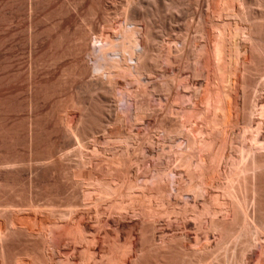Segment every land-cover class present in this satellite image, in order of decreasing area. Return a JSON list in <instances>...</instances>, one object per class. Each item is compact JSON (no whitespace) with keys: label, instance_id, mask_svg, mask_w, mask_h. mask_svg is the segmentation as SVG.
Segmentation results:
<instances>
[{"label":"bare ground","instance_id":"6f19581e","mask_svg":"<svg viewBox=\"0 0 264 264\" xmlns=\"http://www.w3.org/2000/svg\"><path fill=\"white\" fill-rule=\"evenodd\" d=\"M181 1L182 0H129L126 3V5L123 4L126 6L123 9L124 12L123 11L119 12L120 14H122L121 12L124 13V14H122V16H124V17L121 16L122 18H124V21H123V24L121 22L122 25L121 24L119 25L120 26L119 29L116 27L118 31L113 28V25H112L113 20L111 22L109 21L111 19V18L109 19V17H111L112 15L109 16L108 15L109 13L106 12L105 15H103L104 19H105V21H104L105 24L103 23V26H105L104 28L106 30H109V31L113 29L112 33H105V32L99 33L101 30L103 31V29L100 30V27H99L100 25L98 26L99 31L97 30L98 32L93 33L94 30L91 29V27L89 26V28L92 31L89 30V32H87L88 31L87 30L86 31L87 33L85 32L84 36H81L80 38H81V40L84 39L85 43L87 41H89L88 43L92 46V48L91 47H90L91 49L88 48L89 45L87 43V45L82 44L83 46L80 45L78 47V49H76V47H77L76 46L77 43H76L75 49L80 54V56L82 55L81 56L82 58H80V59L84 60V58H85V60L87 62H85V61H83V62L87 63L88 66L90 67L91 75L93 74L95 77H97L100 80V83H98L97 85L101 84V82H102L103 84L107 85V87L110 89L113 88V90L115 89L116 91H118L117 89L119 88L120 96H121V94H124L125 92L130 93V91L127 89L126 86H125L126 88L123 86L124 84L123 85L120 84L118 82V80L121 77V79L123 81L125 80V82H126L128 79H123L122 77H124V78H128V77L130 78L131 77V79L132 78L133 79H132V81H131V79H129V81L133 82V80H134L135 82H138L139 84H141V85H139V88L142 87V85L144 84V90H139V93H140V91H144V93L142 92L143 93L142 97L145 98L144 102H141L143 100L141 98L142 93L138 94V95H140V97L136 94H134L135 96L131 97V94H133L134 91L135 92L138 91V90H132L131 89L133 92L131 94H128L129 95L128 99H127V97H126L127 95H126L125 100L123 99V101H128V102L130 101L132 103V105L133 104L135 105V106H133L134 108L136 107V109L133 108L135 110V111L133 110L134 114L132 113V111L130 112V109L128 108L127 110H129V111H127V113L129 112L128 113L129 115L127 117V115H126L127 113L125 114L124 109L119 108L121 110V111H119L118 105L115 103V105H113V107L116 106L115 108L117 109V111L114 110L116 112L115 113L116 115H115V118L113 117L114 118V120H113L110 118V115L111 114L113 115L114 111L111 113V111H112L111 107L112 106H110L108 104V103L111 104V102H109V100L107 99L108 98L107 96L112 94L111 93L112 90H111V92H109L110 89H108L109 90L108 92L106 91L107 94L110 93L109 95L101 96V99H103L102 97H106V99H107V100L105 99L106 103H105V101H104V103H102L101 102L102 100L101 101L99 100L100 97L98 98V97H96L95 94H93L95 92L89 91L92 87L90 89H88L86 87V89H88L87 96H85L84 100L80 99L81 100L80 104H82L83 106L80 105L79 103L78 104L80 106L77 105L78 107H81V106L84 107V108H82L83 112L82 113L80 112L81 115H80V119H79L80 123L82 124L81 127L83 129L79 126L81 129L78 131L76 130L77 132L74 131V133H77V134L80 131L81 135L80 134L79 135L82 136L83 138L80 137L79 135L73 133L74 134L73 137H75V135H76L77 138L78 137L82 138L81 144L78 140V142L80 144V145L78 144L79 147L84 146V139H85V141L88 138L90 140L91 136H92L91 139H93V135L98 133L99 131H101V132L104 131V133L106 134V132L108 131L107 126L109 127L110 125H112V124H110L111 120H113V122H116L117 123L116 125H118L119 123L120 124L122 123V125H123V123L126 122L125 121L126 120L125 115H126V118H129L132 120L134 117V119H133L134 122L141 123L140 121H143V117H146V119H147V118H149V117L151 118L152 116H155V115L159 116V115L163 114V117H160V118L158 117V119L162 118V121L164 120L163 121L164 124L163 123L161 124V122H162L161 120H160L161 122L159 121L160 124L158 126H160L161 128L158 130L159 132H157L159 134L158 136L162 137L161 140H163V142H158L157 140H159V138L156 140V136L154 138H152V137L148 138V136H146L147 137V139L145 138L146 141H144V139L143 140L141 139L142 140L141 142L142 143L146 142L145 144H147V146L149 145L150 146L149 149H151L150 150L151 152L149 153V155H147V157L144 156V153L147 150L146 151L144 150V153H142L144 158L145 157L148 158V156L153 158L155 161L154 162L155 165L158 166L157 167L154 165L155 166L154 168H148V165L145 162L146 159H144L145 161H143V162H145L147 167L140 164V163H143L142 161L140 163H137L135 160L136 157L131 158L129 156V155L134 154V152H135L133 150L134 152L130 154V149H132V146L130 147V144H131V142H134L136 140L131 141V139L133 138V137L131 138L133 133L132 134L129 133V136L127 135L128 133H125L127 135V138H126V136H124L126 138V140H123L125 142H121V143H123L124 145H126L125 143H127V147L125 148L126 152L125 151L123 152L122 149H120V152L116 153L117 154L116 156H119L120 153L122 154L121 156L128 155V156H126V157H128L126 160H128L130 157L134 164H132L131 166L129 165V164H131V163H129V161H131V159L128 161H125V163L126 162L129 163L128 165L130 167L126 166L127 167L126 168L125 167V165L127 164L126 163L124 165L125 169L122 168V170H121V168L118 169L119 168L118 167L117 168L118 170L115 169V171H110L111 173H108L109 175L107 174V178L104 177L102 179H94V177H92L93 176L92 175L91 177L93 179L90 178V176H87V178H89L88 180L85 178L87 181L83 180L81 178H80L81 180H74L75 182H72V183L77 184L80 187L81 186L85 187L86 185L90 186V188L87 187L88 188L87 191H85L86 190L85 188H84L85 190L83 189L84 193L82 196H84L83 197L84 200L82 199V201H80L79 199H77L80 201V203L76 202V204H75V202H73V203L70 202L71 201L70 200L69 201L70 204L64 205V206L68 205L67 206L68 208L64 211H60V210L58 211V209H60V208L57 207V211L52 212L55 214V215L54 214L53 215H54V217H56L55 218L56 221L49 223V225L46 224L48 226V228H47L48 229V232H47L48 235L47 234L46 235L51 238V239L49 238L50 242H52V243L55 242V245L58 246V247H56L53 243L54 248L59 249V252H58L59 255L64 254V256H61V258L58 256L60 258V259L57 258L59 261H57L56 258L52 259V258L48 257L46 259L45 255H44L45 253L43 252L44 249H42V252H40L41 254L38 252V251H40L38 249L36 254H34V256L36 255V256H38V258H35L36 256L35 257L31 256L34 258V260L36 259V261L33 260L35 263L31 262L32 264H36V262L38 260L39 261L37 262V264H264V244H263L264 243V97H263L264 94H263V92L261 94L259 93L260 91H264V0H196V2H195L196 8H197L196 11H197V14L199 16V21H200V23L198 22L199 27L197 25H196L197 27H195V28H197V33L199 36L198 37L199 39L195 38L196 39L195 42L198 41V44H194V42L192 43L193 37L191 38L192 39L191 41L188 40V35L190 36V34L185 32V30H183V31L186 33L185 34L186 37L184 36L183 38H181V40L183 39V41H181V44H179L180 42L178 43L179 40L177 38L179 36L177 37V35H178V32L180 31V23H178V21L180 22L179 19L182 16L185 17L184 13L182 11L183 8L182 9L180 8L181 7V5H180ZM181 3H183V2H181ZM134 8L138 9L137 13L135 12L136 10H134L135 13H133L132 9H134ZM105 9H106V7L103 8V10H105ZM68 11H67V13H68ZM98 11H99V9H98ZM186 11H188V10H186ZM70 12L72 13V11H70ZM114 12H115V10H114ZM170 12H173V15H174V18L172 20H175V21H173L174 23H172V24H170L168 22V15ZM119 13H116L117 14L116 16H118ZM89 15H90V13H89ZM185 15H186V13H185ZM91 16H93V14ZM186 16L188 17V14ZM112 18H113V16H112ZM92 19L95 20L94 18H92ZM89 20H91V19H89ZM183 20H182V22H183ZM189 20H190V18H189ZM156 21H158L159 22L158 25L160 24L161 26H160V30L157 32L156 36H153L155 34L152 35V33H153L152 29L155 26L154 24L156 23ZM88 24H89V22H88ZM89 25L92 26V23ZM101 25H102V23H101ZM156 26H157V23H156ZM186 26L190 27V25H186ZM94 28H95V26H94ZM186 28L187 27H185L184 29H186ZM189 31H190V28H189ZM179 34H182V32H179ZM66 35H67V33H66ZM64 36H65V34H64ZM195 36H197V35H195ZM58 37H60V36H58ZM68 38H69V36H68ZM63 39H64V37H63ZM77 41L81 42L80 40H77ZM189 41H190V43H189ZM70 44H68V45H70ZM62 45H63V43H62ZM74 51H72V52H74ZM76 51H75V54H76ZM68 54H71V53H68ZM73 55H74V53H73ZM185 55L188 56L187 59L190 61L189 62L190 64L188 63L189 66L180 65V62H183V60L181 61V58L184 59ZM77 56H78V54H77ZM62 57H63V55H62ZM69 57H71V56H69ZM78 59L79 58H77V60ZM181 64H183V63H181ZM180 66L184 67V69L181 68ZM73 67H74V65H73ZM78 67H80V66H78ZM83 67L86 68L87 66H83ZM186 67H187V69H185ZM86 69H85V71H87ZM67 70H65V71H67ZM88 70H89V68H88ZM68 72H69V70H68ZM80 72H81V70H80ZM84 73H86V72H84ZM73 74H74V71H73ZM64 75H66V74H64ZM83 76H84V74H83ZM94 76H93V78H94ZM125 76H127V77H125ZM259 76H261L262 80L259 79L260 78ZM90 77H92V76H90ZM257 77H259V78H257ZM97 78L95 79L96 81H97ZM159 78L160 79L163 78L165 80L164 81L162 79L161 81H164V82H160V84L163 83V84H161L162 86L159 85V87H161L163 92L160 91L161 90L160 88H159L160 90L158 89V84L154 85V83H153V81L158 82L159 80H157V79H159ZM65 79H67V78L65 77ZM142 79H146L148 83H151V84L153 83L152 84L153 86L150 84L149 85L150 87H149L147 85L148 83L145 84V82H142ZM196 79L198 80V83H196V85H195L193 82ZM76 81L78 82V80H76ZM83 81H85V80H83ZM97 82H99V81H97ZM87 83H90V82H87ZM91 83H93V82H91ZM73 85H74V83H73ZM89 85L92 86V84H89ZM125 85H127V84L125 83ZM128 85H129L128 86L129 89L133 88V87H131V83ZM101 86H100V88L102 90ZM132 86H133V84H132ZM156 86H157V88H156ZM124 88H125V90L126 89L127 90L125 92L123 91L124 93H121L122 89H124ZM137 88H138V86H137ZM150 88H151V90H150ZM250 89L252 92L250 94H247L246 91L250 90ZM115 90H114V92H115ZM84 91H86V90L84 89ZM94 91H95V89H94ZM237 91H241V94L243 93V95H244V97H243L244 100H243L242 105H241V110L243 111V113L242 114L240 113L241 116L238 117L239 120L237 119L239 121V124L236 120L237 123L234 122V125H233L232 124L233 121L231 119V116H233V115H231L232 111H231V106H230V99H231L230 97H231V94H233L234 92H237ZM98 92H101V91L98 90ZM247 92L249 93V91H247ZM262 94H263V96H262ZM99 95H101V94H99ZM113 95H114V93L112 94V96ZM112 96L109 98L110 99L111 98L116 99V98H113L114 96L113 97ZM117 96L118 95H116L115 97H117ZM162 96L165 98L164 99L165 101L163 100ZM119 98H117L116 100L118 101ZM122 98H124V97L121 96V99L118 102L121 103ZM154 98H156L158 100L157 102H159V104L162 107L165 106V107H163V112L165 111L164 112L165 114L163 112H161L162 107L159 110H157V109L152 108L150 106L151 103L149 104V102H150V100H152ZM75 101H78V100L76 99ZM75 103H77V102H75ZM120 103H119V105H120ZM71 105L73 106V104H71ZM132 105H129V106H132ZM74 106H75V104H74ZM60 107H61V104L59 105L58 109H60ZM63 107H65V109H66V106L63 105ZM65 109H63V110H65ZM77 109H80V108H77ZM82 109H80V110L82 111ZM80 110H78V111H80ZM166 110H167V112H166ZM237 110H238V108H237ZM239 111H240V109H239ZM55 113L60 114L59 111H57ZM130 113H132L133 115L132 114L130 115ZM176 113H178V115ZM120 114H122V115H120ZM234 114H236V113H234ZM240 114H238V115H240ZM175 115H177V116H175ZM63 116H66V115H63ZM67 117H70V116H67ZM256 117L259 119V122H257L258 123L257 124V123H255L256 122L255 121L254 122L255 125H253V121ZM72 118H71V120H72ZM173 118L174 119L176 118L177 120L175 119L176 121L173 122L174 121ZM94 119H96L95 125L93 123L95 121ZM129 119L127 121L131 122V120H129ZM171 119H173V120L171 121ZM167 120L172 122L171 126L170 125L169 126L166 125L167 127L165 126L166 123L170 124L169 122H165ZM241 120L245 124V127L242 124L244 133L243 134L241 133V136L243 135L242 137L240 135L237 136V137L240 136L239 138L241 139V141L238 138V140L237 141L235 140L236 141L235 142L234 141L235 138H233V139L231 138V135H232L231 134L232 133L231 127L235 126L237 128V125H240ZM66 121H68V120H66ZM73 122H71V123H73ZM153 122H155V121H153ZM198 122L203 123L204 127L203 128L201 127L202 128L201 130H197L195 132L194 126L196 125V123L198 124ZM57 124H59V123H57ZM126 124H127V122H126ZM66 126H68V125H66ZM128 126H130V125H128ZM62 128H64V127H62ZM72 128H73V126H72ZM144 128H146V127H144ZM111 130L114 131L113 128ZM138 130H139V128H138ZM145 130H147V129H145ZM70 131H72V130H70ZM111 133H110V135H112ZM239 133H237V134H239ZM147 134H148V132H147ZM107 135H109V134H107ZM123 135L121 134V137ZM136 135H138V134H135V136L133 135L134 138L136 137ZM139 135H141V134H139ZM69 136H70V134H69ZM71 136H72V134H71ZM103 136H101V137H103ZM69 138H68V141H69ZM96 140H97V138H96ZM129 140H130V142H129ZM73 141H75V140H73ZM88 141H86V142H88ZM115 141H113V142L115 143ZM76 142H77V140H76ZM94 142L95 141H93L92 143H94ZM110 142H112V141H110ZM137 142H138L137 143L138 145H141L139 147H142V144L139 143L140 142L139 137L137 138ZM66 143H67V139H66V142L64 144H66ZM112 143H110V144H112ZM118 143H115V144H118ZM239 143H240V146H239ZM134 144H135V142H134ZM98 146H99V144H98ZM103 146H105V145H103ZM55 147L53 149H55ZM68 147H72L71 144ZM79 147L77 146V148H79ZM85 147L86 146L82 147L83 150L80 148L79 149L84 152V150L86 149ZM108 147H109V145H108ZM77 148L75 150H78ZM115 148H117V147H115ZM234 148H235V150H234L235 153H232V152H234L233 151ZM136 149H138V148H136ZM176 149H178V151L180 150V152L176 151ZM51 150H49V151H51ZM73 151H74V149H73ZM93 151L97 152L96 148ZM105 151H106V149H105ZM117 151H119V150H117ZM138 151H139V149H138ZM67 152H65V153H67ZM139 152H142V151H139ZM40 153H42V152H40ZM54 153H53V156H54ZM70 153H72V152H70ZM89 153H90V151H89ZM93 153L94 152H92L91 155L95 154V153L94 154ZM79 154L81 155V156L77 157L79 159V161H78L79 165L76 163V161H74V163H75V165L76 164L78 165V169L81 171L82 170L81 168H85V166L87 167L86 164L91 160L88 161L87 158L85 157L84 153H83L84 155L81 152H79ZM86 154H88V153H86ZM113 154H115V150H114ZM42 155H44V154H42ZM69 155H71V154H69V152H68V155H66V157H68ZM76 155H78V154H76ZM98 155L101 156L102 153L98 154ZM103 155H105V154H103ZM167 155L169 156L168 159L171 160L172 162L169 161V162H171L170 165L167 164L168 166L166 165L167 167L166 166L164 167L163 163H161V162H162V159L165 158V156L167 157ZM48 156L49 155H47V157ZM63 156H65V155H63ZM73 156H75V155H73ZM116 156L114 155V157H116ZM121 156H120V158H121ZM138 156H140V155L138 154ZM39 157H38V160L40 161ZM50 157H49V159H50ZM61 157H59V159ZM104 157H106V155L103 156V158ZM89 158L90 157H88V159ZM93 158L98 159L97 156H93ZM118 158H117V161H118ZM42 159H44V158H42ZM115 159L110 158L111 161L115 160ZM121 159H119V160H121ZM139 159H140V157H139ZM62 160H63V158H62ZM69 160H71V159H69ZM122 161H123V159H122ZM137 161H138V158H137ZM68 162L66 161L65 163H68ZM103 163L105 164V163H107V161H105ZM63 164H64V162H63ZM90 164H92V163L90 162ZM113 164H115V163H113ZM122 164H123V162H122ZM6 165H8V164H6ZM30 165H32V164L30 163ZM50 165H51V163H50ZM54 165H56V164H54ZM88 165H89V163H88ZM101 165H102V163H101ZM118 165H121V164H118ZM140 165H142V166H140ZM34 166H35V164H34ZM45 166L47 167L46 164H45ZM64 166L68 167V165H66V164ZM115 166H117V165H115ZM177 167L184 168L183 174H184V176L187 177L188 183L187 182L186 183H187V187H189L188 188L189 191L187 189H185V190L188 191L189 194H191V195L193 194L192 195L193 201H192V203H190L191 201H189V200L187 202L185 201V203L183 202V205H182L183 208H182V206H179V208L180 207L181 208L177 209V210L173 206V209L174 208L175 209L170 210V212L168 210V212H167V210H166L167 204H164V203L169 204L168 200H167V202H164L162 204L159 197L162 198L163 197L162 195L164 194L163 193L164 190H161V189L165 188V191H167L166 190V189H168L167 187H169L170 185H171V187L174 185L177 186L178 181L181 182L180 180L184 179V178L178 176V175H182V174L178 173L175 170V168H177ZM56 168H54L55 172H56ZM61 168L64 169L63 167H61ZM71 168H70V170H71ZM224 168L226 171L224 170ZM38 169H40V168H38ZM107 169L111 170L110 168H107ZM50 170H51V168H50ZM74 170H77V167L74 168ZM87 170H89V169H87ZM80 171H78V172H80ZM84 171H86V170H84ZM95 171H97L96 168H95ZM47 172H48V170H47ZM62 172H63V170H62ZM81 173H82V171H81ZM104 174L106 175V173H104ZM61 175H58V177ZM64 176H65V174H64ZM72 178H73V176H72ZM178 178H182V179L178 180ZM73 179H76V178L74 177ZM73 179H72V181H73ZM195 180H198L197 181L198 183L195 182L196 183L195 184L194 183ZM68 181H69V179H68ZM68 181H66V182H68ZM70 183H71V181H70ZM186 183L184 182V185H186ZM59 184H60V182H59ZM66 184H68V183H66ZM71 184H70V187H73ZM54 185L56 186V183ZM175 186L173 188H175ZM179 186H183V185H178V187ZM171 187H169V188H171ZM78 189H80V188L78 187ZM159 190L163 191V192H160ZM156 191H159L158 193H160L161 196H160V194H156ZM172 191H174V190H172ZM176 191L178 193V189ZM77 192L80 193L79 190ZM154 193L156 195H158V197L156 195H154ZM183 193H185V191H183ZM179 194H180V192H179ZM139 195L142 197V199L144 198L145 200L147 199V201H149V203L146 206L150 205V207L148 206L150 211L154 208L152 206V200L154 203V196H156L157 199H159L158 201L155 200V202L157 201L156 204L157 205L160 204L161 206L159 205V207L161 209L166 210V211L164 210V212H163V213L166 212V219L169 222L173 221V220H177V221L181 220L183 222V224L185 225V227H186V225L193 226L195 228L194 229L195 231L193 230V232H195V233L198 232V233H196L197 236L195 234L196 238L194 240H192L191 238H189V236L184 237L182 239H179V240H181V242L183 241L184 243L182 242L183 244L182 243L179 244L176 236H175L176 237L175 240L174 239L171 240L172 238L169 239V237H167V233H163V232L161 233V232L157 231V229H156L157 224L156 223L158 221H156V220H158V219H154L153 217L155 214L156 216L158 215L157 218H159V214L162 212V210L159 211V209H157V211L160 212V213L158 212L159 214L157 213V211L156 212L154 211L156 209H154L151 212H149V211L147 212V210H149V209L145 210V208H144L145 204H143V202H145V201L142 202V199H139L142 202V203L140 202L141 203V205H140V203L138 204V201H139L138 199L136 200L137 202H135V200H134L135 196L137 198H140ZM51 196H53V195H51ZM94 196L98 200H100L101 203L103 201L105 203H108V201H109L111 203V206L113 207V209L111 210L112 207L110 206L111 207L110 208L109 207L110 204L108 205L109 209L111 210L110 213H113L112 211H114L115 212L114 214H117L118 216H122L125 213L128 214L129 211H131V210L127 209L126 208L127 205H125L128 201L130 202V204L131 203L132 204L137 203L140 206V207L138 206L139 210L136 209V211L140 212V219H138L139 214H136L138 216H137V219H135V220L133 219L135 221V222L132 221L133 224H127L126 221L128 219L127 218L125 219L124 216H122L120 219H116V220H118V222L116 220L114 221V222H117V225H118L117 228L119 227L120 229H122V231L124 228L126 229L128 227L133 228V229L131 228L130 230H128V232H130V231L134 232L136 230H137L136 232L142 231L141 234L139 233V236H141V238H140L141 242L139 240V242H140L139 247L136 248L133 244L130 247H128V243L131 240H129V241L127 240L128 242L126 241L127 245H125V246L128 248L124 247V244H123V247H124L123 248L122 244H121L122 242L119 243L118 246L114 245V242L117 243V241H114L113 243H111L110 247L107 250H105L106 248L104 249V247L101 248L102 245H100V243H102L103 241H106V239L109 238L107 233L104 234V238H103V236L101 237L100 233L96 232L98 229H96V231H94L95 228L92 229L95 225L94 223H93L94 225L90 228V226L87 225L88 223L86 224V221H85L86 219L82 217L83 215L82 216L78 215L81 212V207H84L83 209L86 210L87 209L86 207L88 205H90V204L87 205V203L84 201H86V200L88 201V199L91 200V198H94ZM181 196L182 195H180V197ZM74 197L77 198L76 195ZM208 197L210 199L209 202L207 201ZM64 198H67V197H64ZM126 198H127V201H126ZM51 199H53V198H51ZM51 199H50V201H53ZM60 199H62V198H59V200ZM124 199H125V201H124ZM174 199L177 200L176 198H174ZM181 199H182V197H181ZM56 200L59 201L58 199H56ZM65 200L68 201V199H65ZM96 200H94V202ZM184 200H186V199H184ZM133 201H134V203H133ZM124 202H126V203H124ZM53 203H50L53 205L52 208H54V205H56L55 203L54 204ZM62 203H64V202H62ZM62 203L60 204V206L62 205ZM88 203H90V202H88ZM113 203L116 205H114ZM31 204H33V203H31ZM50 204L46 203V205H50ZM127 204H129V203H127ZM130 204H129V206H130ZM156 204H154V206ZM162 205H166V208ZM172 205L169 204V206H172ZM200 205H202V206L200 207ZM57 206H59V205H57ZM97 206H99V205H97ZM115 206L117 208V211H115L116 210V208H114ZM30 207H31V205H30ZM32 207H33V205H32ZM155 207L159 208L157 206H155ZM177 208H178V206H177ZM189 208H191V211ZM63 209H61V210H63ZM90 209H92L91 206H90ZM126 209L129 210V211H127L128 213L126 212ZM168 209H169V207H168ZM188 209L192 213L189 214ZM32 210H33V208H32ZM48 210H50V209H48ZM108 210H107V212H108ZM132 210H133V208H132ZM4 211H6V210H4ZM37 211L38 210H36L35 212H37ZM92 211L94 212V210H92ZM101 211H103V210L101 209ZM133 211L135 212V208ZM83 212L86 213V215H87V211L86 212L83 211ZM83 212H82V214H83ZM90 212H89V214H90ZM96 212H94V214ZM172 212H173V214H171ZM135 213H137V212H135ZM151 213H152V215H151ZM44 214H46V212H44ZM96 214L101 215V214H103V212L102 213L97 212ZM108 214H109V212H108ZM163 215H165V214H163ZM163 215L160 216L161 221L164 219L162 217ZM101 216H103V215H101ZM101 216L97 217V218H100V219H97L98 221L102 220ZM125 216L127 217V215H125ZM129 216H131V215H129ZM145 216L147 218L149 217L148 222L144 221V220H147V218L144 219ZM132 217L136 218L135 214L133 216H131L130 218L129 217L128 218L131 219ZM150 217H152V218L150 219ZM107 218L109 221L110 216L108 215ZM44 219H45V217H44ZM46 219H47V217H46ZM90 220H91V218H90ZM97 220H96V222H98ZM34 221H36V219ZM168 221H166V222H168ZM177 221H176V223H177ZM103 222H104V220H103ZM105 222H107V221H105ZM130 222H128V223H130ZM41 223H39V224H41ZM171 223L172 222H170L169 224H171ZM179 223H180V221H179ZM36 224H37V222H36ZM100 224H101V222H100ZM100 224H98V225H100ZM105 224H106L105 227H103L104 229L101 228L104 230V231H102L103 233L106 232L108 229V227H107V229H105L108 222ZM46 225H44V226H46ZM73 225L74 226L77 225L76 229L73 227H72L73 228L72 229L70 227ZM159 226H160V222H159ZM101 227H102V225H101ZM180 228L178 229V231L181 230ZM109 229H110V227H109ZM120 229H119V231H120ZM160 229H163V227H161ZM166 229H168V228L166 227ZM171 229L172 228H170V230ZM42 230H44V229H42ZM99 230H100V227H99ZM184 231H185V229H184ZM43 232L46 233L45 231H43ZM117 232H116V234H117ZM136 232H134L133 235ZM189 232H191V231H189ZM159 233H161L160 236L158 235ZM122 234H123V232H122ZM128 234H127L128 237H130L132 235V233L130 234V236ZM179 234H181V233H179ZM39 235H41V234H39ZM46 235H44V236H46ZM189 235H191V234H189ZM69 236L73 238V241L76 242L77 245L79 244L80 246L75 245L74 242L72 243L74 245H72L71 244L72 240L70 238V240L68 239L67 241H68V243L70 241L69 244L72 245V248L68 249L67 247H65L66 249L65 248L61 249L60 245L66 244V243H64V242H66L64 239L66 237H69ZM48 237H46L47 240L45 238L46 241H49ZM120 237H122V236H120ZM132 237H130V238H132ZM38 238H36V239H38ZM117 239L119 241L122 238L118 237ZM133 239L134 238H132V240ZM63 240H64V242L62 243ZM41 243L42 242H40V245H41ZM131 243H133V242L131 241ZM259 244L261 247H260V249L257 250L256 245H259ZM47 245L45 244L44 246H47ZM70 246H68V247H70ZM99 247L101 248V250ZM106 247H108V246H106ZM255 247H256V249H255ZM35 248H34V250H36ZM42 248H43V246H42ZM54 248H53V250H54ZM32 249H33V246H32ZM254 249L257 251V253H256L257 256H256V259H254L255 262L252 263L253 260L250 257V255H252V251ZM28 250H27V252H28ZM23 252H25V251H23ZM30 252H32V251H30ZM47 252L49 253L50 251H47ZM53 252H55V251H53ZM53 252L50 255L55 257L56 252L55 253H53ZM38 254L40 255V257ZM20 256H18V257L20 258ZM22 256H24V255H22ZM46 257H47V255H46ZM62 257H63V259H62ZM54 259H56L57 262H55ZM14 260H16V259H14ZM30 260H31V258H30Z\"/></svg>","mask_w":264,"mask_h":264},{"label":"rangeland","instance_id":"374dc122","mask_svg":"<svg viewBox=\"0 0 264 264\" xmlns=\"http://www.w3.org/2000/svg\"><path fill=\"white\" fill-rule=\"evenodd\" d=\"M129 0H0V264H32V263H35L34 261H36V259L34 260V258L33 257H35L34 256V254H36V252L38 251V249L40 250V251H38L39 253L40 252H42V249H44L43 250V252L45 253L44 255H45V258L47 259L48 257L49 258H58V259H60L61 258V256H64V254H60L59 255V249L58 248H54V245H55V242H53L54 243V245H53V243L52 242H50V240H49V238L50 237H48L47 235H48V226L47 225H49V223H51V222H55L56 220H55V218L56 217H54V213H52L53 211H57V207L58 208H60V209H58V211L60 210V211H64V210H66L68 207V205L67 206H64L65 204H70V202H75V204H76V202L77 203H80V201H82V199H83V197L84 196H82L83 195V193H84V191H83V189L85 190V191H87L88 190V188L87 187H89L90 188V186H87L86 184V186L84 187H80V186H78L77 184H73L72 182H75L74 180H81V179H83V180H88L89 178H87V176H90V178H92V177H94V179H102V178H107V174L108 173H111L110 171H115V169H117L118 167V169H120L121 168V170H122V168L123 169H125L124 168V165L127 163H125V161H128V160H130L131 158H133V157H136L135 158V160H136V162L137 163H140L141 161L143 162V161H145L144 159H146V164L148 165V168H154L155 166H157V165H155V161H154V159L153 158H151V157H149L148 156V158H146L147 157V155H149V153L151 152L150 150L151 149H149L150 148V146L148 147L147 146V144H145L144 142L142 143L141 141L144 139V141H146V139H147V137L146 136H148V138H154L155 136H156V140L159 138V140H157L158 142H163V140H161L162 139V137L161 136H158L159 134L157 133V132H159L158 130L161 128L160 126H158L159 124H160V122L162 121V118L161 119H158V117L160 118V117H163V114H161V115H159V116H152L151 118L149 117V118H147L146 119V117H143V121H140L141 123H138V122H134V117H133V121L131 120V119H129V118H126V115H127V117H128V113H127V111H129V110H127L128 108L130 109V112L132 111V113L135 111L134 109H136V107L134 108L133 106H135L134 104L132 105V103L129 101H123V99L125 100V96L127 97V99L129 98V95L128 94H131L133 91L132 90H138V91H134L133 92V94H131V97L132 96H135L134 94H136V95H138V94H141L142 92L144 93V91H140V93H139V90H144V84L142 85V87H140L139 88V85H141V84H139L138 82H135L134 80H133V82H131L132 81V79H131V77L129 78H124V77H122L123 79H128L126 82H125V80L123 81L122 79H121V77H120V81L118 80V82L120 83V84H124L123 86L125 87H127V89L130 91V93H126L125 91L127 90H125V88L124 89H122V91H121V93H124V94H121V96L122 97H124V98H122V101H121V103L120 102H118L120 99H121V96H120V90H119V88L117 89L118 91H116L115 89V92H114V90H113V88L112 89H110V88H108L107 87V85H105V84H103L102 82H101V84H99V85H97L98 83H100V80L97 78V77H95L93 74L91 75V70H90V67L88 66V64L87 63H85V62H87L86 60H85V58H84V60L83 59H80V58H82L81 56H80V54L76 51V49H78V47L81 45V46H83L82 44H85V45H87V43L89 42V41H87L86 43L84 42V39H82L81 40V36H84V33L87 31V32H89V30H91V29H93L94 31H93V33L94 32H98L99 30V27H100V30L101 29H103V31L101 30L99 33H101V32H105V33H112V30H106L104 27L105 26H103V23H104V21H105V19H104V16L103 15H105V13L107 12V13H109L108 15L109 16H113V18H112V16L111 17H109V21L111 22L112 20V25H113V28L114 29H116L117 30V28L119 29V25L121 24V22H122V24H123V21H124V18H122V17H124V16H122V14H124L123 12H124V8L126 7L125 5H126V3L128 2ZM186 1V2H185ZM181 2H183V3H181ZM180 2V5H181V9H182V11H183V13H184V16L185 17H181L179 20H180V22L178 21V23H180V31L179 32H182V34H179V32H178V35H177V39L179 40L178 41V43L179 44H181V41H183V39L181 40V38H183L184 36L186 37V33L185 32H187L188 34H190V36L188 35V40H192V43L194 42V44H198V41L197 42H195L196 41V39L195 38H198L199 36H198V33H197V28H195V27H199V23H200V21H199V16H198V14H197V8H196V4H195V2H196V0H182ZM101 3V4H100ZM123 4H125V5H123ZM183 4V5H182ZM186 4V5H185ZM93 5V6H92ZM100 5V6H99ZM102 5V6H101ZM106 5V6H105ZM71 6V7H70ZM124 6V7H123ZM100 7V8H99ZM106 7V9L105 10H103V8H105ZM108 7V8H107ZM75 8V9H74ZM96 8V9H95ZM99 9V11H98V9ZM137 8V7H136ZM136 8H134V9H132V11H133V13H137V10L138 9H136ZM74 11H73V10ZM120 9V10H119ZM69 10V11H68ZM76 10V11H75ZM97 10V11H96ZM103 10V11H102ZM110 10V11H109ZM114 10H115V12H114ZM119 10V11H118ZM134 10H136L135 12H134ZM186 10H188V11H186ZM66 11V12H65ZM67 11H68V13H67ZM70 11H72V13L70 12ZM95 11V12H94ZM105 11V12H104ZM117 11V12H116ZM120 11H123V12H121L122 14H120L119 12ZM195 12V13H194ZM64 13V14H63ZM66 13V14H65ZM89 13H90V15H89ZM93 14V16H91L92 14ZM114 13V14H113ZM116 13H119L118 14V16H116L117 14ZM185 13H186V15L188 14V17L185 15ZM190 14V15H189ZM195 14V15H194ZM107 15V14H106ZM115 15V16H114ZM194 17H193V16ZM197 15V16H196ZM122 16V17H121ZM94 18L95 20H93L92 18ZM107 17V16H106ZM170 18V19H169ZM174 18V15H173V12H170L169 13V15H168V22L170 23V24H172V23H174L173 21H175V20H172ZM186 18V19H185ZM189 18H190V20H189ZM194 20H193V19ZM89 19H91V20H89ZM108 19V18H107ZM184 19V20H183ZM98 20V21H97ZM102 20V21H101ZM117 20V21H116ZM182 20H183V22H182ZM172 21V22H171ZM88 22H89V24H91L92 23V26L91 25H89L88 24ZM96 22V23H95ZM192 22V23H191ZM199 22V23H198ZM101 23H102V25H101ZM114 23V24H113ZM156 23H157V26H156ZM156 23L154 24L155 26L153 27V29H152V35L153 34H155V35H153V36H156V34H157V32L160 30V24L158 25V21H156ZM94 24V25H93ZM96 24V25H95ZM105 24V23H104ZM121 24V25H122ZM142 24V23H141ZM182 24V25H181ZM88 25V26H87ZM100 25V26H99ZM143 25V24H142ZM184 25V26H183ZM186 25H190V27H188V26H186ZM192 25V26H191ZM197 25V26H196ZM89 26L91 27V29L89 28ZM94 26H95V28H94ZM99 26V27H98ZM159 26V27H158ZM88 27V28H87ZM93 27V28H92ZM103 27V28H102ZM117 27V28H116ZM185 27H187L186 29H184ZM189 28H190V31H189ZM156 29V30H155ZM196 29V30H195ZM96 30V31H95ZM98 30V31H97ZM154 30V31H153ZM182 30V31H181ZM183 30H185V32L183 31ZM92 31V30H91ZM108 31V32H107ZM118 31V30H117ZM86 32V33H87ZM184 32V33H183ZM197 34H196V33ZM66 33H67V35L69 36V38H68V36L66 35ZM195 33V34H194ZM64 34H65V36H64ZM184 34V35H183ZM183 35V36H182ZM193 35V36H192ZM195 35H197V36H195ZM58 36H60V37H58ZM182 36V37H181ZM63 37H64V39H63ZM193 37V38H192ZM83 38V37H82ZM192 38V39H191ZM60 39V40H59ZM67 39V40H66ZM69 39V40H68ZM76 39V40H75ZM199 39V38H198ZM197 39V40H198ZM59 40V41H58ZM73 42H72V41ZM77 40H80L81 42H79V41H77ZM57 41V42H56ZM69 41V42H68ZM71 41V42H70ZM190 41H189V43H190ZM62 43H63V45H62ZM65 43V44H64ZM72 45H71V44ZM76 43H77V45H76ZM68 44H70V45H68ZM57 45V46H56ZM65 45V46H64ZM75 45L77 46L76 47V49H75ZM88 48H92V46L88 43ZM73 46V47H72ZM90 48V49H91ZM71 50V51H70ZM76 51V54H75V51ZM72 51H74V52H72ZM63 53V54H62ZM68 53H71V54H68ZM73 53H74V55H73ZM77 54H78V56H77ZM57 57H56V56ZM62 55H63V57H62ZM73 55V56H72ZM77 57H76V56ZM69 56H71V57H69ZM62 57V58H61ZM53 58V59H52ZM65 58V59H64ZM77 58H79L78 60H77ZM188 58V56L187 55H185V57H184V59H182L181 58V61L183 60V62H180V65H182V66H189V60L187 59ZM58 59V60H57ZM57 61V62H56ZM79 61V62H78ZM83 61H85V62H83ZM75 62V63H74ZM84 64H83V63ZM181 63H183V64H181ZM189 63V64H188ZM77 66H76V65ZM80 64V65H79ZM87 64V65H86ZM188 64V65H187ZM73 65H74V67H73ZM76 66V67H75ZM78 66H80V67H78ZM83 66H87L86 68L85 67H83ZM182 66H180L181 68H183L184 69V67H182ZM35 67V68H34ZM78 68V69H77ZM88 68H89V70H88ZM35 69V70H34ZM69 70V72H68V70ZM74 69V70H73ZM85 69L87 70V71H85ZM185 69H187V67L185 68ZM34 70V71H33ZM65 70H67V71H65ZM76 70V71H75ZM80 70H81V72H80ZM84 72H86V73H84ZM73 71H74V74H73ZM68 72V73H67ZM72 74H71V73ZM33 74V75H32ZM64 74H66V75H64ZM83 74H84V76H83ZM71 75V76H70ZM78 75V76H77ZM69 76V77H68ZM82 76V77H81ZM87 76V77H86ZM90 76H92V77H90ZM93 76H94V78H93ZM65 77L67 78V79H65ZM89 77V78H88ZM125 77H127V76H125ZM260 77V78H259ZM259 77H257V78H259L260 80H262L261 79V76H259ZM75 80H74V79ZM81 80H80V79ZM92 78V79H91ZM97 78V81H99V82H97L95 79ZM72 79V80H71ZM129 79H131V81H129ZM163 79V78H162ZM162 79H157V80H159L158 82H156V81H153V83H154V85H157L158 84V89L160 88L161 89V87H159V85H161V84H163V83H161L160 84V82H164V81H161ZM68 82H67V81ZM71 80V81H70ZM76 80H78V82L76 81ZM83 80H85V81H83ZM123 81V82H122ZM67 82V83H66ZM85 82V83H84ZM87 82H90V83H87ZM91 82H93V83H91ZM95 82V83H94ZM97 82V83H96ZM128 82V83H127ZM142 82H145V84H147L148 82H147V80L146 79H142ZM152 82V81H151ZM73 83H74V85H73ZM125 83L127 84V85H125ZM131 83V87H133V88H130L129 89V85L128 84H130ZM152 83V84H153ZM156 83V84H155ZM195 85H196V83H198V80L196 79V80H194V82H193ZM65 84V85H64ZM87 84V85H86ZM89 84H92V86L91 85H89ZM96 84V85H95ZM103 84V85H102ZM132 84H133V86H132ZM137 84V85H136ZM151 83H148L147 85L149 86ZM151 84V85H152ZM69 85V86H68ZM72 85V86H71ZM102 85V86H101ZM105 85V86H104ZM96 86V87H95ZM100 86L102 87V90H101V88H100ZM135 86V87H134ZM137 86H138V88H137ZM153 86V85H152ZM162 86V85H161ZM86 87L88 88V89H90L91 87V89L89 90V91H92V92H95V93H93V94H95L96 95V97H100V101L102 102V103H104V101H105V99H106V97H102L103 99H101V96H105V95H109L110 93H108L107 94V92L109 91L108 89H110V91L109 92H111V90H112V94L114 93V97L112 96V94H110L113 98H119V100L117 101L116 99H110L109 97H111L110 95L109 96H107L108 98V100H109V102H111V104L110 103H108L110 106H112L111 107V113L114 111V110H116L117 111V109L115 108L116 106H114L113 107V105H115V103L118 105V110L119 111H121L120 109L122 108V109H124V111H125V121L127 122V124H126V122H124L123 123V125H122V123L120 124H118V125H116L117 123L116 122H113V120H114V118H115V111L113 112V115L111 114L110 115V118L111 119H113V120H111L110 121V124H112V125H110L109 127L107 126V130L109 131H105L106 132V134L104 133V131H99L98 133H96V134H94L93 135V139H91L92 138V136L90 137V140L93 142V141H95L94 143H92L90 140H89V138L86 140V141H88V142H86L85 141V139H84V146H86L85 148L87 149H85L84 150V152L83 151H81L80 149H82V147H84V146H81V147H79V145L82 143V136H80L81 134H80V131L78 132V134L77 133H74V131L75 132H77L78 130H80L82 127V124L80 123V121H79V119H80V115H81V113L83 112V109L82 108H84V107H82L83 105L82 104H80L81 103V100L83 99H85V96H87V92H88V89H86ZM150 87V86H149ZM86 90V91H84V89ZM95 89V91H94V89ZM100 88V89H99ZM107 88V89H106ZM156 88H157V86H156ZM83 89V90H82ZM132 89V90H131ZM159 89V90H160ZM98 90H100L101 92H98ZM150 90H151V88H150ZM97 91V92H96ZM105 91V92H104ZM107 91V92H106ZM124 91V92H123ZM161 92H163L162 91V89L160 90ZM247 91H249V93L247 92ZM246 91V93L247 94H250L252 91H251V89L250 90H247ZM80 92V93H79ZM85 92V93H84ZM118 92V93H117ZM138 92V93H137ZM240 92V93H239ZM263 92V94H264V91H260L259 93L261 94ZM143 93L141 94V98L143 99L141 102H144V99L145 98H143L142 97V95H143ZM99 94H101V95H99ZM235 94V95H234ZM263 94H262V96H263ZM82 95V96H81ZM98 95V96H97ZM116 95H118L117 97H115ZM163 95V94H162ZM239 95V96H238ZM257 95V94H256ZM76 96V97H75ZM78 96V97H77ZM139 97H140V95H138ZM84 97V98H83ZM243 97H244V95H243V93L241 94V91H237V92H234L233 94H231V99H230V106H231V111H232V114L231 115H233V116H231V119H232V121H233V125H234V122L235 123H237L238 122V124H239V116H241V114L243 113V111L241 110V105H242V102H243ZM264 97V96H263ZM140 98V99H141ZM162 98H163V100L165 99L163 96H162ZM73 99V100H72ZM78 100V101H75V100ZM81 99V100H80ZM106 99V100H107ZM126 99V100H127ZM116 100V101H115ZM77 102V103H75V102ZM80 101V102H79ZM158 100L156 99V98H154V99H152V100H150V102H149V104H150V106L152 107V108H155V109H157V110H159L162 106L159 104V102H157ZM165 101V100H164ZM68 102V103H67ZM114 102V103H113ZM73 104V106H74V104H75V106L73 107L71 104ZM80 105H82L81 107H78V106H80ZM105 103H106V101H105ZM113 103V104H112ZM119 103H120V105H119ZM131 103V104H130ZM61 104V107L63 108V109H65V107H63V105L64 106H66V109L65 110H63L61 107H60V109H58L59 108V105ZM66 104V105H65ZM69 106H68V105ZM78 105V106H77ZM129 105H132V106H129ZM153 105V106H152ZM69 109H68V108ZM76 107V108H75ZM163 107H165V106H163ZM163 107L161 108V112H163ZM73 110H71V109ZM77 108H80V109H82V111L80 110V109H77ZM113 108V109H112ZM120 108V109H119ZM132 108V109H131ZM134 108V109H133ZM237 108H238V110H237ZM62 109V110H61ZM166 109V108H165ZM164 109V110H165ZM239 109H240V111H239ZM76 112H75V111ZM78 110H80V111H78ZM134 110V111H133ZM57 111H59L60 112V114L58 113H55V112H57ZM239 111V112H238ZM76 114H75V113ZM81 112V113H80ZM160 112V111H159ZM158 112V113H159ZM165 112V111H164ZM163 112V113H164ZM166 112H167V110H166ZM63 113V114H62ZM65 113V114H64ZM80 113V114H79ZM132 113H130V115L132 114ZM234 113H236V114H234ZM241 113V114H240ZM134 114V113H133ZM132 114V115H133ZM160 114V113H159ZM165 114V113H164ZM177 115H178V113H176ZM238 114H240V115H238ZM59 115V116H58ZM63 115H66V116H63ZM120 115H122V114H120ZM177 115H175V116H177ZM67 116H70V117H67ZM58 117V118H57ZM63 117V118H62ZM73 117V118H72ZM76 117V118H75ZM114 117V118H113ZM67 118V119H66ZM71 118H72V120H71ZM156 118V119H155ZM61 119V120H60ZM64 119V120H63ZM131 120V122L130 121H127V120ZM174 119V118H173ZM173 119H171V121L173 120ZM176 119V118H175ZM174 119V121L173 122H175L176 120ZM238 119V120H237ZM258 118L256 117L255 119H254V121H253V125H255L254 124V122L255 123H257V122H259V119L257 120ZM66 120H68V121H66ZM95 121L93 122L94 123V125L96 124V119H94ZM158 122H157V121ZM161 120V121H160ZM236 120H237V122H236ZM58 121V122H57ZM61 121V122H60ZM66 121V122H65ZM70 121V122H69ZM74 121V122H73ZM153 121H155V122H153ZM160 121V122H159ZM164 121V120H163ZM163 121L161 122V124L163 123ZM242 121V120H241ZM240 121V125H237V128L235 127V126H233V127H231L232 129V135H231V138L233 139V138H235L234 139V141L236 140H238V138L241 136V133L243 134L244 132H243V125H244V127H245V124L243 123V121L241 122ZM71 122H73V123H71ZM165 122H169L170 124H168V123H166L165 124V126L166 125H172L171 123L172 122H170V121H165ZM57 123H59V124H57ZM75 123V124H74ZM115 123V124H114ZM131 123V124H130ZM136 125H135V124ZM147 123V124H146ZM200 123V124H199ZM71 124V125H70ZM114 124V125H113ZM126 124V125H125ZM146 124V125H145ZM164 124V123H163ZM174 124V123H173ZM243 124V125H242ZM258 124V123H257ZM256 124V125H257ZM63 125V126H62ZM66 125H68V126H66ZM78 125V126H77ZM128 125H130V126H128ZM132 125V126H131ZM135 125V126H134ZM149 125V126H148ZM204 124L203 123H201V122H198V124L196 123V125L194 126V130H195V132L197 131V130H201L204 126H203ZM72 126H73V128H72ZM81 128H80V127ZM148 126V127H147ZM155 126V127H154ZM198 126V127H197ZM60 127V128H59ZM62 127H64V128H62ZM72 129H71V128ZM75 127V128H74ZM120 127V128H119ZM129 127V128H128ZM134 127V128H133ZM137 127V128H136ZM144 127H146V128H144ZM167 127V126H166ZM202 127V128H201ZM235 127V128H234ZM69 128V129H68ZM110 128V129H109ZM114 129V131L113 130H111V129ZM117 128V129H116ZM123 128V129H122ZM128 128V129H127ZM138 128H139V130H138ZM141 128V129H140ZM196 128V129H195ZM83 129V128H82ZM119 129V130H118ZM121 129V130H120ZM134 129V130H133ZM138 131H137V130ZM145 129H147V130H145ZM63 130V131H62ZM70 130H72V131H70ZM77 130V131H76ZM65 131V132H64ZM68 131V132H67ZM117 131V132H116ZM143 131V132H142ZM148 132V134H147V132ZM67 132V133H66ZM72 132V133H71ZM112 132V133H111ZM123 132V133H122ZM146 132V133H145ZM240 132V133H239ZM77 134V135H79L80 137H82V138H77L76 137V135H75V137L77 138H75V137H73L74 136V134ZM104 133V134H103ZM110 133L112 134V135H110ZM125 133H128L127 135L129 136V133L130 134H132L133 133V135L135 136V134H138V135H136V137L138 138L139 137V140H140V142L139 143H141L142 144V147H139V146H141V145H138L137 143V138L135 139L134 138V136L132 135L131 136V141H134V140H136V141H134L135 142V144H134V142H131V144H130V147L132 146V149H130V154L131 153H133L134 151V154H132V155H129L130 157H129V159L128 160H126L128 157H126V156H128V155H126V156H121L122 154L120 153V155L119 156H116L117 154L116 153H118V152H120V149H122V151L124 152L126 149V147H127V143H125L126 145H124L123 143H121V142H125V141H123V140H126V138H127V135L125 134ZM237 133H239V134H237ZM64 134V135H63ZM68 134V135H67ZM69 134H70V136H69ZM71 134H72V136H71ZM104 136H103V135ZM107 134H109V135H107ZM114 134V135H113ZM121 134L123 135L122 137H121ZM139 134H141V135H139ZM153 134V135H152ZM235 135V136H234ZM238 135H240L239 137H237ZM64 136V137H63ZM66 136V137H65ZM68 136V137H67ZM101 136H103V137H101ZM113 136V137H112ZM116 136V137H115ZM124 136H126V138L124 137ZM243 136V135H242ZM241 136V137H242ZM70 137V138H69ZM72 137V138H71ZM99 137V138H98ZM106 137V138H105ZM118 137V138H117ZM67 139V143L66 144H64L65 142H66V139ZM68 138H69V141H68ZM96 138H97V140H96ZM146 138V139H145ZM237 138V139H236ZM81 139V140H80ZM142 139V140H141ZM64 140V141H63ZM73 140H75V141H73ZM76 140H77V142H76ZM78 140H79V142H80V144H79V142H78ZM104 140V141H103ZM115 141V143H118V144H115L114 142L112 143V142H110V141ZM118 140V141H117ZM121 140V141H120ZM239 140L241 141V139L239 138ZM235 141V142H236ZM70 142V143H69ZM129 142H130V140H129ZM74 143V144H73ZM86 143V144H85ZM88 143V144H87ZM104 143V144H103ZM110 143H112V144H110ZM241 143V142H240ZM240 143H239V146H240ZM70 144H71V146L72 147H68V146H70ZM79 144V145H78ZM97 144V145H96ZM98 144H99V146H98ZM134 144V145H133ZM74 145V146H73ZM103 145H105V146H103ZM108 145H109V147H108ZM118 145V146H117ZM55 147V149H53L54 147ZM77 146L80 148H77ZM100 147V148H99ZM103 147V148H102ZM112 147V148H111ZM115 147H117V148H115ZM120 147V148H119ZM123 147V148H122ZM134 147V148H133ZM138 148L139 149V151H142V152H139L138 151V149H136V148ZM147 147V148H146ZM62 148V149H61ZM68 148V149H67ZM72 148V149H71ZM78 149V150H75V149ZM95 148H96V150H97V152H95V151H93V150H95ZM114 148V149H113ZM141 148V149H140ZM240 148V147H239ZM52 149V150H51ZM57 149V150H56ZM59 149V150H58ZM73 149H74V151H73ZM101 149V150H100ZM105 149H106V151H105ZM113 149V150H112ZM124 149V150H123ZM49 150H51V151H49ZM80 150V151H79ZM83 150V149H82ZM108 150V151H107ZM114 150H115V154H113V152H114ZM117 150H119V151H117ZM134 150V151H133ZM137 150V151H136ZM144 150L146 151L145 153H144ZM235 150V148L233 149V151ZM56 151V152H55ZM69 152V154H71V155H69L68 157H66V155H68V152ZM76 151V152H75ZM86 151V152H85ZM88 151V152H87ZM89 151H90V153H89ZM94 152L93 154L94 155H91L92 154V152ZM99 151V152H98ZM117 151V152H116ZM121 151V152H122ZM176 151H178V149H176ZM231 151V150H230ZM229 151V152H230ZM40 152H42V153H40ZM56 154H55V153ZM60 152V153H59ZM65 152H67V153H65ZM70 152H72V153H70ZM78 152V153H77ZM79 152H81L82 154L84 153L85 154V157L87 158V160L89 161V160H91V161H87L88 163H89V165H88V163L86 164L87 165V167L85 166V168H81L82 170V173H81V171L78 169V161H79V159L77 158V157H79V156H81L80 154H79ZM126 152V151H125ZM139 152V153H138ZM178 152H180V150L178 151ZM232 152V151H231ZM46 153V154H45ZM53 153H54V156L56 157H54L53 156ZM86 153H88V154H86ZM97 153V154H96ZM102 153V155L100 156V155H98V154H101ZM109 153V154H108ZM112 153V154H111ZM142 153H144V156H146L145 158H144V156H143V154ZM232 153H235V151L234 152H232ZM42 154H44V155H42ZM52 154V155H51ZM75 155V156H73V155ZM76 154H78V155H76ZM83 154V155H84ZM103 154H105L106 155V157H104L103 158V156H105V155H103ZM138 154L140 155V156H138ZM146 154V155H145ZM46 155V156H45ZM47 155H49L48 157H47ZM63 155H65V156H63ZM88 155V156H87ZM114 155L116 156V157H114ZM40 156V157H39ZM43 156V157H42ZM51 156V157H50ZM62 156V157H61ZM93 156H97V158L98 159H95V158H93ZM120 156H121V158L123 159V161H122V159L120 158ZM143 156V157H142ZM38 157H39V159H40V161L38 160ZM44 158V159H42V158ZM49 157H50V159H49ZM59 157H61L60 159H59ZM75 157V158H74ZM88 157H90L89 159H88ZM100 157V158H99ZM119 157V158H118ZM125 159H124V158ZM139 157H140V159H139ZM168 155H167V157L165 156V158L164 159H162V162L161 163H163V165H164V167L168 164V165H170V163L172 162L171 160H169L168 159ZM53 158V159H52ZM62 158H63V160H62ZM110 158L111 159H115V160H110ZM117 158H118V161H117ZM137 158H138V161H137ZM151 158V159H150ZM65 159V160H64ZM69 159H71V160H69ZM81 159V158H80ZM119 159H121V160H119ZM143 159V160H142ZM150 159V160H149ZM168 161H167V160ZM51 160H53L52 162L49 161ZM56 162H55V161ZM99 160V161H98ZM110 160V161H109ZM152 160V161H151ZM58 161V162H57ZM64 162V164H63V162ZM68 162V163H65V162ZM74 161H76V163L78 164H76L75 165V163H74ZM93 161V162H92ZM105 161H107V163H103V162H105ZM110 163H109V162ZM114 161V162H113ZM169 161H171V162H169ZM7 162V163H6ZM37 162V163H36ZM39 162V163H38ZM42 162V163H41ZM54 162V163H53ZM62 162V163H61ZM90 162L92 163V164H90ZM122 162H123V164H122ZM145 162H143V163H140V164H142V165H144L145 167H147V165L145 164ZM149 162V163H148ZM3 163V164H2ZM10 163V164H9ZM30 163L32 164V165H30ZM35 164V166H34V164ZM44 163V164H43ZM50 163H51V165H50ZM70 163V164H69ZM97 163V164H96ZM101 163H102V165H101ZM113 163H115V164H113ZM129 163H131V164H129ZM129 163H127L126 165H125V167L127 166H131L132 164H134L133 162H132V159H131V161H129ZM6 164H8V165H6ZM41 164V165H40ZM43 164V165H42ZM45 164L47 165V167L45 166ZM54 164H56V165H54ZM68 165V167L67 166H64V165ZM108 164V165H107ZM118 164H121V165H118ZM129 164V165H128ZM6 165V166H5ZM12 165V166H11ZM38 165V166H37ZM54 165V166H53ZM58 165V166H57ZM107 165V166H106ZM112 165V166H111ZM115 165H117V166H115ZM137 165V164H136ZM135 165V166H136ZM139 165V164H138ZM142 165H140V166H142ZM155 165V166H154ZM162 165V166H163ZM167 165V166H168ZM45 166V167H44ZM51 166V167H50ZM57 168H56V167ZM60 166V167H59ZM70 166V167H69ZM75 166V167H74ZM90 166V167H89ZM92 166V167H91ZM103 168H102V167ZM129 166V167H130ZM134 166V165H133ZM152 166V167H151ZM166 166V167H167ZM59 167V168H58ZM61 167H63L64 169H62ZM72 167V168H71ZM76 168L77 167V170H74V168ZM112 167V168H111ZM126 167V168H127ZM158 167V166H157ZM38 168H40V169H38ZM43 168V169H42ZM50 168H51V170H50ZM54 168H56V172H55V169ZM70 168H71V170H70ZM95 168L97 169V171H95ZM100 168V169H99ZM106 168V169H105ZM107 168H110L111 170H108ZM226 168V167H225ZM225 168H224V170H225ZM61 171H60V170ZM86 170V171H84V170ZM87 169H89V170H87ZM99 169V170H98ZM117 169V170H118ZM47 170H48V172H47ZM58 170V171H57ZM62 170H63V172H62ZM66 172H65V171ZM175 170L178 172V173H180V174H182V175H178V176H180V177H182V178H184L183 180H180L181 182H179L178 181V185H183V186H179L178 187V185L177 186H175V188H173L174 186H172L171 187V185L169 186V187H171V188H169V187H167L168 189H166L167 191H165V188L164 189H161V190H164V192L163 191H160V192H163L162 194V198H160L159 197V199L161 200V202H162V204L164 203V202H167V200H168V202H169V204H173L172 206H169V204L168 203H164V204H167V208H166V205H162V206H164L165 208H166V210H167V212H168V210H169V212H170V210H172L173 209V206L176 208V210L177 209H180L179 208V206H182L183 205V202L185 203V201L187 202L188 200L189 201H191L190 203H192V195L191 194H189V187H187V183H188V180H187V177L186 176H184V174H183V172H184V168H181V167H177V168H175ZM78 171H80V172H77ZM226 171V170H225ZM59 173V174H58ZM63 173V174H62ZM70 173V174H69ZM74 173V174H73ZM78 175H77V174ZM81 173V174H80ZM92 173V174H91ZM100 173V174H99ZM104 173H106V175L104 174ZM62 174V175H61ZM64 174H65V176H64ZM76 174V175H75ZM86 174V175H85ZM58 175H61V176H59L58 177ZM93 175V176H92ZM98 175V176H97ZM102 175V176H101ZM109 175V174H108ZM72 176H73V178L75 177L76 179H73L72 178ZM78 178H77V177ZM84 176V177H83ZM92 176V177H91ZM111 176V175H110ZM58 177V178H57ZM61 177V178H60ZM70 177V178H69ZM109 177V176H108ZM186 177V178H185ZM73 179V181H72V179ZM81 178V179H80ZM86 178V179H85ZM182 178H178V180L179 179H182ZM60 179V180H59ZM66 179V180H65ZM68 179H69V181H68ZM71 179V180H70ZM93 179V178H92ZM59 180V181H58ZM86 180V181H87ZM58 181V182H57ZM66 181H68V182H66ZM70 181H71V183H70ZM85 181V182H86ZM198 180H195L194 181V183L196 182V183H198L197 182ZM59 182H60V184H59ZM184 182L186 183V185H184ZM56 183V186L54 185ZM66 183H68V184H66ZM195 183V184H196ZM70 184L73 186V187H70ZM77 185V186H76ZM78 187L80 188V189H78ZM92 187V186H91ZM177 187V188H176ZM181 187V188H180ZM183 188V189H182ZM92 189V188H91ZM178 189V193H177V190ZM185 189H187L188 191H186ZM80 191V193L79 192H77V191ZM83 192H82V191ZM171 190V191H170ZM172 190H174V191H172ZM55 191V192H54ZM75 191V192H74ZM159 191H156V194H160V193H158ZM183 191H185V193H183ZM57 192V193H56ZM154 192V191H153ZM177 194H175V193ZM179 192H180V194H179ZM188 192V193H187ZM59 193V194H58ZM57 194V195H56ZM64 194V195H63ZM74 194V195H73ZM78 194V195H77ZM155 193H154V195H156ZM51 195H53V196H51ZM57 197H56V196ZM71 195V196H70ZM76 195V197L77 198H75L74 196ZM180 195H182L181 197H182V199H181V197H180ZM61 196V197H60ZM73 196V197H72ZM81 196V197H80ZM157 197H158V195H156ZM156 196H154V203H153V200H152V206L154 207L151 211H153L154 209H156V210H154L155 212L157 211V209H159V211H161L162 210V212L160 213L159 211H157V213L159 214V218H157L158 217V215L156 216L154 213V219H158V220H156V221H158L156 224V229H157V231H159V232H163V233H167V237H169V239H171V240H175L176 239V237H177V239H178V242H179V244L180 243H182L181 242V240H179V239H182V238H184V237H187V236H189V238H191L192 240H194L195 238H196V236H197V234L196 233H198V232H193V230L195 229L193 226H190V225H186V227H185V225L183 224V222L181 221V220H179L180 221V223H179V221H177V220H173V221H170V222H172L171 224H169L170 222L166 219V212L165 213H163L164 212V210L165 209H161L160 207H159V205H157L156 204V202L159 200V199H157V197ZM160 196H161V194H160ZM64 197H67V198H64ZM80 197V198H79ZM139 197L140 198H137L136 196H135V198H134V200H135V202H137L136 200L138 199H142V197L139 195ZM156 197V198H155ZM179 197V198H178ZM184 197V198H183ZM51 198H53V199H51ZM58 199L59 200V198H62V199H60L59 201H57L56 199ZM71 198V199H70ZM96 197L94 196V198H91V200L93 201H91V200H89L88 199V201L86 200V201H84V202H86L87 203V205L88 204H90V205H88L86 208L88 209H86V210H84L83 208L84 207H81V212L78 214L79 216H82L83 218H85L84 220L86 221V224L87 225H89L90 226V228L94 225V227L92 228V229H94V231H96V229H98L96 232H98V233H100V236L102 237L103 236V238H104V234H106L107 233V235L109 236V238H107L106 239V241H103L102 243H100V245H102V247L101 248H103L104 247V249L105 250H107L109 247H110V244L111 243H113L114 241H117V243L116 242H114V245H117L118 246V244L119 243H121L122 244V247H123V244H124V247H126L125 245H127L126 243L129 241V240H131L133 243H131V241L128 243V247H130L132 244L137 248V247H139L140 246V242H141V240H140V238H141V236H139V233L141 234V232L142 231H138V232H136V231H134V232H136L134 235H133V233L134 232H128V230H130L132 227H128V228H124L123 229V231H122V229H120L119 227L117 228V222H118V220H116V219H120L122 216H124V218L126 219H128L126 222H127V224H133V222H135L134 220L135 219H137V216L138 215H136V214H139V217H138V219H140V212L139 211H136V209L137 210H139L138 208L140 207L138 204L141 202L140 200L138 201V204L136 203H134V201H133V203L134 204H130V202L128 201L127 203H129L130 204V206H129V204H127L126 202H124V203H126L125 205H127V209H129V210H131V211H129V210H127L126 209V212L127 211H129V213L128 214H124V215H122V216H118L117 214H114L115 212L114 211H112L113 213H110L111 212V210L113 209V207L111 206V203L108 201V203H105L104 201L101 203L100 202V200H98L97 198V200L95 199ZM168 198V199H167ZM174 198H176L177 200H175ZM50 199L51 200H53V201H50ZM65 199H68V201L67 200H65ZM77 199H79V200H77ZM166 199V200H165ZM184 199H186V200H184ZM208 199H209V197H208ZM207 199V201L209 202L210 201V199L208 200ZM49 200V201H48ZM64 200V201H63ZM71 200V201H70ZM76 200V201H75ZM84 200V199H83ZM94 200H96L95 202H94ZM155 200H157L156 202H155ZM171 202H170V201ZM70 201V202H69ZM98 201V202H97ZM124 201H125V199H124ZM126 201H127V198H126ZM143 201H145V202H143ZM178 201V202H177ZM182 203H181V202ZM201 201V200H200ZM55 203L56 205H54V208H52L53 207V205L52 204H50V203ZM62 202H64V203H62V205L60 206V204ZM88 202H90V203H88ZM93 204H92V203ZM107 202V201H106ZM142 202H143V204H145V206H144V208H145V210L146 209H149V207H150V205H148V206H146L148 203H149V201H147V199L145 200L144 198L142 199ZM141 202V203H142ZM147 202V203H146ZM173 202V203H172ZM31 203H33V204H31ZM46 203L47 204H50V205H46ZM53 203V204H54ZM71 203V204H72ZM98 203V204H97ZM105 203V204H104ZM141 203H140V205H141ZM176 203V204H175ZM189 203V202H188ZM93 206H92V205ZM95 204V205H94ZM110 204V205H109ZM114 204V203H113ZM154 204H156L155 206H157V207H159V208H156L155 206H154ZM201 204V203H200ZM30 205H31V207H30ZM32 205H33V207H32ZM37 205V206H36ZM57 205H59V206H57ZM97 205H99V206H97ZM102 205V206H101ZM108 205H109V207L111 208V210L109 209V207H108ZM114 205H116V204H114ZM136 205V206H135ZM176 205V206H175ZM29 206V207H28ZM39 206V207H38ZM48 206V207H47ZM56 206V207H55ZM90 206H91V208L92 209H90ZM98 208H96V207ZM129 206V207H128ZM133 206V207H132ZM139 206V207H138ZM143 206V205H142ZM151 206V207H152ZM161 206V205H160ZM177 206H178V208H177ZM202 205H200V207H201ZM45 207V208H44ZM62 207V208H61ZM100 207V208H99ZM102 207V208H101ZM106 207V208H105ZM137 207V208H136ZM148 207V208H147ZM163 207V208H164ZM168 207H169V209H168ZM172 207V208H171ZM32 208H33V210H32ZM38 210L37 212H35L36 210ZM64 208V209H63ZM110 210H108V209ZM114 208H116V206L114 207ZM132 208H133V210H134V208H135V212H137V213H135L133 210H132ZM171 208V209H170ZM174 208V209H175ZM182 208H183V206H182ZM46 209V210H45ZM48 209H50V210H48ZM56 209V210H55ZM61 209H63V210H61ZM97 209V210H96ZM101 209L103 210V211H101ZM105 209V210H104ZM108 210V212H109V214H108V212H107V210ZM173 209V210H174ZM190 209V211H191V208H189ZM189 209H188V211H189ZM4 210H6V211H4ZM20 210V211H19ZM22 210V211H21ZM92 210H94V212H103V214H101V215H103V216H101V215H99V214H94V212L92 211ZM115 210V209H114ZM165 210V211H166ZM80 211V210H79ZM83 211H87V215H86V213H84ZM91 211V212H90ZM105 211V212H104ZM115 211H117V208H116V210ZM151 212L150 211V209L149 210H147V212ZM189 211V214L190 213H192V212H190ZM44 212H46V214H44ZM82 212H83V214H82ZM89 212H90V214H89ZM93 212V213H92ZM107 212V213H106ZM49 213V214H48ZM156 213V214H157ZM165 214V215H163V214ZM54 214V215H53ZM106 214V215H105ZM113 214V215H112ZM135 214V216H136V218L135 217H132L131 219H129L131 216H133ZM171 214H173V212L171 213ZM188 214V213H187ZM44 215V216H43ZM51 215V216H50ZM98 215V216H97ZM108 215L110 216V218H109V221H108ZM117 215V216H116ZM125 215H127V217L125 216ZM129 215H131V216H129ZM151 215H152V213H151ZM161 215H163L162 217L164 218H162L163 220L161 221L160 219H161ZM89 216V217H88ZM95 216V217H94ZM99 216H101V221H98L97 219H100V218H97V217H99ZM106 216V217H105ZM44 217H45V219H44ZM46 217H47V219H46ZM115 217V218H114ZM129 217V218H128ZM152 217H150V219L152 218ZM156 217V218H155ZM41 218V219H40ZM49 218V219H48ZM52 218V219H51ZM82 218V219H83ZM90 218H91V220H90ZM145 218H147L146 216L144 217V219ZM149 218V217H148ZM148 218H147V220H144V221H147L148 222ZM36 219V221H34ZM134 219V220H133ZM54 220V221H53ZM90 220V221H89ZM96 220L99 222H96ZM103 220H104V222H103ZM117 221V222H114V221ZM131 222H130V221ZM143 220V219H142ZM42 223H41V222ZM90 223H89V222ZM105 221H107L108 222V224H107V226H106V228L105 229H107V227H108V229H107V231L106 232H102V231H104L103 229V227H105V223H107V222H105ZM133 221V222H132ZM137 221V220H136ZM166 221H168V222H166ZM176 221H177V223H176ZM36 222H37V224H36ZM100 222H101V224H100ZM110 222V223H109ZM113 222V223H112ZM128 222H130V223H128ZM159 222H160V226H159ZM39 223H41V224H39ZM94 223V224H93ZM100 224V225H98V224ZM103 223V224H102ZM179 223V224H178ZM33 224V225H32ZM36 224V225H35ZM46 225V226H44V225ZM97 224V225H96ZM163 224V225H162ZM166 224V225H165ZM169 226H168V225ZM176 224V225H175ZM178 224V225H177ZM183 224V225H182ZM39 225V226H38ZM101 225H102V227H101ZM111 225V226H110ZM114 225V226H113ZM34 226V227H33ZM42 226V227H41ZM76 226L77 225H73V226H70L71 228L73 227V228H75L76 229ZM98 226V227H97ZM174 226V227H173ZM182 226V227H181ZM184 226V227H183ZM97 227V228H96ZM99 227H100V230H99ZM109 227H110V229H109ZM161 227H163V229H160ZM166 227L168 228V229H166ZM181 227V228H180ZM188 227V228H187ZM37 228V229H36ZM72 228V229H73ZM101 228H103V229H101ZM170 228H172L171 230H170ZM174 228V229H173ZM181 229L180 231H178V229ZM187 228V229H186ZM193 228V229H192ZM42 229H44V230H42ZM91 229V230H92ZM114 229V230H113ZM119 229H120V231H119ZM133 229V228H132ZM165 229V230H164ZM184 229H185V231H184ZM39 230V231H38ZM47 230V231H46ZM113 230V231H112ZM118 232H117V231ZM127 230V231H126ZM140 230V229H139ZM161 230V231H160ZM175 230V231H174ZM187 230V231H186ZM36 231V232H35ZM43 231H45L46 233H44ZM112 231V232H111ZM123 232V234H122V232ZM189 231H191V232H189ZM195 231V230H194ZM197 231V230H196ZM102 232V233H101ZM116 232H117V234H116ZM125 232V233H124ZM127 232V233H126ZM176 232V233H175ZM186 232V233H185ZM189 232V233H188ZM38 233V234H37ZM129 233V234H128ZM132 233V235L130 236V234ZM161 233H159L158 235L160 236V234ZM179 233H181V234H179ZM39 234H41V235H39ZM43 234V235H42ZM47 234V235H46ZM120 234V235H119ZM127 234L130 236V237H132V238H134L133 240H132V238H130V237H128L127 236ZM188 234V235H187ZM189 234H191V235H189ZM195 234H196V236H195ZM44 235H46V236H44ZM119 238H122V239H120L119 241H118V237ZM137 235V236H136ZM169 235V236H168ZM182 237H181V236ZM186 235V236H185ZM43 236V237H42ZM107 236V237H108ZM120 236H122V237H120ZM125 236V237H124ZM176 236V237H175ZM195 236V237H194ZM38 238V239H36V238ZM46 237H48V240L49 241H46L47 240V238ZM181 237V238H180ZM42 238V239H41ZM45 238H46V240H45ZM67 238V239H66ZM64 240L66 241V242H64V240L62 241V243L64 242V243H66V244H62V245H60L61 246V249H64L65 247H67L68 249H70V248H72V245H74V244H72L74 241H73V238L72 237H66ZM70 238H71V244H69L70 243V241H69V243H68V239L70 240ZM125 240H124V239ZM51 239V238H50ZM117 239V240H116ZM36 240V241H35ZM112 240V241H111ZM122 240V241H121ZM128 240V241H127ZM139 240H140V242H139ZM39 241V242H38ZM111 241V242H110ZM127 241V242H126ZM40 242H42L41 243V245H40ZM47 242V243H46ZM44 243V244H43ZM75 243V245H77V243L76 242H74ZM105 243V244H104ZM131 243V244H130ZM184 243V242H183ZM182 243V244H183ZM263 243V242H262ZM35 244V245H34ZM47 245V246H44V245ZM57 244V243H56ZM108 244V245H107ZM264 244V243H263ZM71 245V246H70ZM79 245V244H78ZM77 245V246H78ZM108 246V247H106V246ZM113 245V244H112ZM32 246H33V249H32ZM42 246H43V248H42ZM53 246V247H52ZM56 246V245H55ZM68 246H70V247H68ZM80 246V245H79ZM120 246V245H119ZM36 247V248H35ZM45 247V248H44ZM52 247V248H51ZM56 247H58V246H56ZM74 247V246H73ZM99 247V248H100ZM121 247V246H120ZM123 247V248H124ZM128 247H126V248H128ZM256 247H257V250L258 249H260V244L259 245H256ZM256 247H255V249H256ZM259 247V248H258ZM34 248L36 249V250H34ZM50 250H49V249ZM53 248H54V250H53ZM101 248H100V250H101ZM30 251H32V252H30ZM48 249V250H47ZM58 251H57V250ZM66 249V248H65ZM253 250L252 251V255H250V257L252 258V263H254L255 261H254V259H256V256H257V251L256 250ZM27 250H28V252H27ZM50 251L49 253L47 252V251ZM103 250V249H102ZM23 251H25V252H23ZM53 251H57L56 252V254H55V257L54 256H52V255H50ZM104 251V250H103ZM30 252V253H29ZM35 252V253H34ZM55 252H53V253H55ZM19 253V254H18ZM30 255H29V254ZM26 254V255H25ZM41 254V253H40ZM20 256V258L18 257V256ZM22 255H24V256H22ZM28 255V256H27ZM39 255V254H38ZM46 255H47V257H46ZM31 256H33V257H31ZM51 256V257H50ZM60 258H59V257ZM16 257V258H15ZM39 257H40V255H39ZM29 258V259H28ZM30 258H31V260H30ZM35 258H38V256H36ZM14 259H16V260H14ZM56 259H54L55 260V262H57V261H59L58 259H57V261H56ZM62 259H63V257H62ZM21 260V261H20ZM34 260V261H33ZM39 261V260H38ZM37 261V262H38ZM16 262V263H15ZM19 262V263H18ZM22 262V263H21ZM32 262V263H31ZM37 262H36V264H37Z\"/></svg>","mask_w":264,"mask_h":264}]
</instances>
